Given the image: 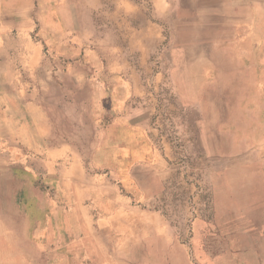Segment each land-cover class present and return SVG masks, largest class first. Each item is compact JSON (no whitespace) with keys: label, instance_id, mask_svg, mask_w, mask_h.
Instances as JSON below:
<instances>
[{"label":"rangeland","instance_id":"1","mask_svg":"<svg viewBox=\"0 0 264 264\" xmlns=\"http://www.w3.org/2000/svg\"><path fill=\"white\" fill-rule=\"evenodd\" d=\"M246 263L264 0H0V264Z\"/></svg>","mask_w":264,"mask_h":264},{"label":"crops","instance_id":"2","mask_svg":"<svg viewBox=\"0 0 264 264\" xmlns=\"http://www.w3.org/2000/svg\"><path fill=\"white\" fill-rule=\"evenodd\" d=\"M204 4H201V6ZM127 132V135L129 136V140L132 141V136L129 132H133V129L130 125L126 123V121L122 119H114L103 132L104 138H110L112 137V140H118L119 138H122V136ZM128 141V143H130ZM108 142V141H107ZM131 148V147H130ZM128 148V149H130Z\"/></svg>","mask_w":264,"mask_h":264},{"label":"bare ground","instance_id":"3","mask_svg":"<svg viewBox=\"0 0 264 264\" xmlns=\"http://www.w3.org/2000/svg\"><path fill=\"white\" fill-rule=\"evenodd\" d=\"M232 172V171H231ZM250 227H253L251 226V224H243V226L241 227V234L242 235H245V234H248L249 233V229ZM256 227V226H255ZM254 228V227H253ZM250 235V234H249ZM257 244V243H256ZM247 264V263H246Z\"/></svg>","mask_w":264,"mask_h":264}]
</instances>
